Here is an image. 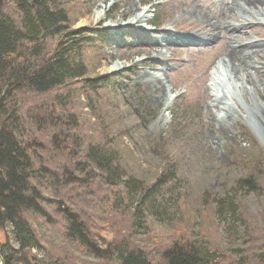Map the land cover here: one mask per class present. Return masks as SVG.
I'll return each mask as SVG.
<instances>
[{
  "label": "rangeland",
  "instance_id": "1",
  "mask_svg": "<svg viewBox=\"0 0 264 264\" xmlns=\"http://www.w3.org/2000/svg\"><path fill=\"white\" fill-rule=\"evenodd\" d=\"M66 1L68 7H74L71 14L77 19L74 28H83L91 36L102 32L110 42L103 50H99L100 43L94 47L88 43L83 46L80 56L86 62L84 71L87 77L109 76L116 80L118 77L123 86L119 90L111 86L97 92L89 86L83 90L81 81L65 86L61 91L69 98L67 109L71 112L75 106L78 108L77 124L81 129L77 130L68 123L62 128L68 134L75 131L93 141H102L105 128L109 137H115L113 143L119 145L117 160L120 167L125 169L127 176L144 185H150L162 174L169 173L170 180L161 182L154 190L159 193L157 199L164 207V213L158 220L148 213L145 217L137 214L138 224L133 225L130 210L125 207L121 211L111 204L113 195L110 196V189L104 187L100 172L90 166L83 172L78 171L82 166L75 164L81 161L77 162L74 153L77 148L71 146L69 155H64L61 160L65 166H51L52 171L62 175L63 170L68 169L74 177L83 180L70 188L55 185L51 190L47 189L51 185L39 180L38 188L51 199L50 206L43 205L49 217L35 218L27 214V220L40 246L18 251V244L9 233L0 230V245L5 253L12 255L9 264H61L64 260L67 264H117L97 260L86 249L64 239L57 201L75 212L89 238L100 247L123 239L152 257L154 252L158 254L163 246L180 237L185 240L200 238L217 245L230 243L228 229L215 219L211 201L214 196L237 197L247 203L255 216L264 207L263 196L244 190L234 194L231 190L235 179L245 172L258 175L264 182V130L251 121L247 112L251 107L264 116V86L258 88L246 81L250 89L241 92L240 83L233 79L223 77L213 83L210 79L218 76L216 68L223 69L218 49L152 43L151 36L163 35L171 27L181 36L196 33L197 23L182 16L184 5L173 8L171 3H165L168 0ZM202 1L206 5L215 2L216 7L212 9L215 12L223 7L220 0H201L198 4ZM228 1L223 0L224 7ZM145 6H151L150 18L142 22V27L132 23L124 29L109 28L115 23L133 21ZM100 10L102 17L97 20L95 13ZM202 10L207 11L204 7ZM250 21L258 25L246 35L264 43V16ZM159 51L166 52V70L161 72L162 63L155 59ZM96 61L99 65L92 69ZM116 64L121 67L119 70L109 69ZM258 65L262 74L264 59H260ZM142 73L162 74L170 97L169 107L162 106L157 98L160 88L153 91L140 82ZM208 86L219 96L222 91L233 93L236 118L216 119L215 114L221 112L217 108L206 113L208 100L204 90ZM88 103L92 110L85 107ZM163 116L165 119L162 120ZM46 136L45 130L39 132L41 139ZM79 143L81 150L83 145ZM237 227L239 232L242 226Z\"/></svg>",
  "mask_w": 264,
  "mask_h": 264
},
{
  "label": "trees",
  "instance_id": "2",
  "mask_svg": "<svg viewBox=\"0 0 264 264\" xmlns=\"http://www.w3.org/2000/svg\"><path fill=\"white\" fill-rule=\"evenodd\" d=\"M65 2L0 0V230L9 233L18 244V251L40 246L27 214L49 217L43 205L50 206L51 199L38 188L39 180L51 185L49 190L55 185L70 188L83 180L68 169L62 175L52 171L53 167L65 166L62 157L69 155L72 147L77 148V162L81 161L75 164L82 166L78 171L90 166L100 172L104 187L113 195L111 204L121 211L125 207L130 210L133 225L138 224L137 214L145 217L148 213L158 220L164 213L157 199L159 193L154 190L170 180L169 173L144 185L120 167L119 145L113 143L115 137H109L105 128L102 141H93L75 131L68 134L62 128L68 123L81 129L77 124L78 108L70 107L74 112L67 109L69 98L61 91L65 86L81 81L83 90L89 86L95 92L123 86L118 77H87L86 62L80 56L83 46L100 43L99 50H103L110 42L102 32L91 36L83 28H74V7ZM85 107L92 110L89 103ZM41 130L47 132L45 139L39 137ZM79 142L83 145L81 150ZM231 190L234 194L244 190L264 197V182L258 175L245 172L235 179ZM56 204L64 239L86 249L97 260L117 264H264V207L255 216L244 200L231 195L214 196L211 201L215 219L228 229L230 243L217 245L200 238L180 237L152 257L123 239L105 247L96 245L75 212L61 201ZM237 225L242 226L239 232ZM0 256L4 264L12 258L2 245ZM61 264L67 263L64 260Z\"/></svg>",
  "mask_w": 264,
  "mask_h": 264
},
{
  "label": "bare ground",
  "instance_id": "3",
  "mask_svg": "<svg viewBox=\"0 0 264 264\" xmlns=\"http://www.w3.org/2000/svg\"><path fill=\"white\" fill-rule=\"evenodd\" d=\"M201 0H168L165 3H171L173 8L184 5L182 16L192 18L197 23V31L193 35L185 36L174 32L173 27L164 32L163 35L157 37H150L152 43H165V44H178V45H197L201 48L218 49L217 54L221 57L220 63L222 70L216 68L218 76L211 77L213 83L216 84L217 80L223 77L233 79L240 83L241 92L250 89L247 87L246 81L255 87L264 86V70L262 74L259 71V60L264 59V43L259 40L249 37L248 31L254 30L258 25L256 17L264 16V0H229L224 7L223 0H220L222 9L215 12V2L206 5L205 1L198 4ZM218 3V4H219ZM211 6V7H210ZM220 6V7H221ZM100 9L102 6H99ZM202 7L207 9L203 11ZM210 7V8H209ZM151 6H145L134 16V20L126 24L115 23L109 26L112 30L124 29L136 23V27H142V22L150 18ZM102 17V10L95 13V18L99 20ZM178 20V18L176 17ZM196 27V25H194ZM194 27V28H195ZM165 51H159L157 61L162 63L161 70H166L164 64ZM119 65H112L110 70H119ZM140 82L147 84L154 91L160 88V93L157 96L161 100L162 106H170V97L166 93L164 87V78L159 73H142ZM240 92V90H239ZM233 93L222 91L220 96L212 93L211 88L208 86L204 90V96L207 101L206 113L212 112L211 109L217 108L221 112L215 114V118L219 120L236 118L237 112L233 106ZM177 96V95H176ZM175 96V97H176ZM251 117L252 122L258 123L261 129L264 130V116H262L254 108L247 111ZM165 119L163 116L162 120ZM255 123V124H256ZM264 135V134H262Z\"/></svg>",
  "mask_w": 264,
  "mask_h": 264
},
{
  "label": "water",
  "instance_id": "4",
  "mask_svg": "<svg viewBox=\"0 0 264 264\" xmlns=\"http://www.w3.org/2000/svg\"><path fill=\"white\" fill-rule=\"evenodd\" d=\"M0 264H3V260H2V258H1V256H0Z\"/></svg>",
  "mask_w": 264,
  "mask_h": 264
}]
</instances>
